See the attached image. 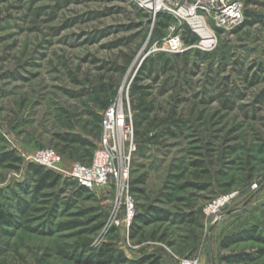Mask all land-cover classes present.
Wrapping results in <instances>:
<instances>
[{
    "label": "rangeland",
    "instance_id": "1",
    "mask_svg": "<svg viewBox=\"0 0 264 264\" xmlns=\"http://www.w3.org/2000/svg\"><path fill=\"white\" fill-rule=\"evenodd\" d=\"M240 1L239 23L183 14L177 0L0 1V154L22 160L0 165V207L14 217L0 220V264H95L84 260L106 242L162 264H264V243L239 234L264 228V0ZM120 96L137 144L130 224L124 201L113 214L115 192L80 193L69 175L95 149L64 153L59 137L98 144L103 110ZM38 148L58 151L62 172L36 193Z\"/></svg>",
    "mask_w": 264,
    "mask_h": 264
},
{
    "label": "built area",
    "instance_id": "2",
    "mask_svg": "<svg viewBox=\"0 0 264 264\" xmlns=\"http://www.w3.org/2000/svg\"><path fill=\"white\" fill-rule=\"evenodd\" d=\"M167 1L171 2V0ZM177 1L182 5L179 11L183 14H196L200 10L204 14L216 16L223 22L239 23L242 20L240 0ZM231 3L234 4L235 10L229 13L226 9ZM170 4L173 5L172 2ZM171 10L176 11L174 8H171ZM168 46L170 50H180L179 38L170 39ZM100 127V140L94 150L91 162L74 164L69 175L79 185L90 191L100 190L103 192L106 190L115 192L113 214L117 216L124 201L127 213L126 221L130 224L135 212V203L133 197L128 195L129 176L132 157L137 151V144L135 142V127L129 98L126 99L124 96H120L109 104L103 110ZM29 161L53 171L62 172V155L53 148L36 149L29 155ZM232 196L224 195L216 198L209 204L208 212L218 215ZM179 264L203 263L198 258L183 257L179 260Z\"/></svg>",
    "mask_w": 264,
    "mask_h": 264
},
{
    "label": "trees",
    "instance_id": "3",
    "mask_svg": "<svg viewBox=\"0 0 264 264\" xmlns=\"http://www.w3.org/2000/svg\"><path fill=\"white\" fill-rule=\"evenodd\" d=\"M247 13L248 15L254 16L252 12H247ZM160 17H164L167 20L172 18V16L167 13L161 14ZM160 23L164 26H167V24L162 21H160ZM193 39L196 40V36H194ZM154 61L155 58L151 59L148 70H150L152 65H154ZM166 65L167 64H165L164 67H166ZM141 73L144 72L142 71ZM134 86L135 88H137V90L141 88L137 85V83H135ZM100 135H101V127H100ZM59 137L61 139V143L64 144L62 149L64 153L66 152L67 146H72L75 144H79L82 145L83 147L94 148V149L98 145L95 141H91L90 139L83 136H79L77 134L61 133ZM92 157L86 163H90ZM11 160L17 161L19 163L22 162L21 158L19 156H16L12 151L6 152L4 154H0V165ZM28 169L29 172L37 179L38 183L36 186V193H39L42 189L45 188H54L57 185L58 181L61 179V175L58 174L57 172L48 169L42 165L35 164L33 162L29 164ZM139 181H144V180L141 179ZM88 191L90 190H88L84 186L79 185L80 193L88 192ZM141 219H144V216L139 214L135 216V222L132 226L134 230L133 233L139 230V228L136 226V221ZM0 220L1 222L7 224L14 223V217L12 215L11 216L8 215V212L4 210L2 207H0ZM192 220H194V218ZM239 234H242V236L246 235L250 239H255L257 241L264 243V228L259 229L257 226H252L249 229H245L244 232H241ZM232 238L233 237H228L227 239H224L223 243L225 244L229 243L232 240ZM240 257L244 260L247 258L248 259L251 258V256H240ZM84 262L95 263V264H162L161 258L158 255L145 256L142 259L128 258L125 252L118 250L113 242H106L102 244L98 249L92 251L91 254H89L86 257Z\"/></svg>",
    "mask_w": 264,
    "mask_h": 264
},
{
    "label": "bare ground",
    "instance_id": "4",
    "mask_svg": "<svg viewBox=\"0 0 264 264\" xmlns=\"http://www.w3.org/2000/svg\"><path fill=\"white\" fill-rule=\"evenodd\" d=\"M229 13L233 12L235 10L234 4H229L226 9Z\"/></svg>",
    "mask_w": 264,
    "mask_h": 264
}]
</instances>
